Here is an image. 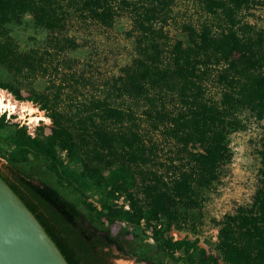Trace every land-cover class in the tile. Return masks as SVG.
Wrapping results in <instances>:
<instances>
[{
    "label": "trees",
    "instance_id": "obj_1",
    "mask_svg": "<svg viewBox=\"0 0 264 264\" xmlns=\"http://www.w3.org/2000/svg\"><path fill=\"white\" fill-rule=\"evenodd\" d=\"M188 1L208 18L182 24L183 42L166 30L174 0H0V66L14 76L47 79L43 92L31 90L27 98L8 83L0 89L32 102L51 121L47 135L15 125L6 138L15 154L0 166V178L67 264L134 257L130 246H142L140 237L117 236L115 229L142 222L155 243L154 251L144 250L145 264L176 253L185 264H264V179L250 208L221 220L216 256L196 240L167 236L184 228L230 162L228 137L245 128L239 114L264 121V30L239 17L264 0ZM26 13L48 37L43 48L20 52L7 24ZM120 16L131 22L132 62L102 82L100 95L70 106L63 82L55 81H84L65 56L79 47L69 30L76 22L110 28ZM6 127L1 115L0 130ZM157 132L179 145V165L171 159L158 169L154 143L145 141ZM36 166H47L55 180L34 178ZM83 182L103 190L100 210L78 197Z\"/></svg>",
    "mask_w": 264,
    "mask_h": 264
},
{
    "label": "rangeland",
    "instance_id": "obj_2",
    "mask_svg": "<svg viewBox=\"0 0 264 264\" xmlns=\"http://www.w3.org/2000/svg\"><path fill=\"white\" fill-rule=\"evenodd\" d=\"M240 22L253 26L255 30H264V6H256L239 13ZM208 18L200 6L188 0H174L171 19L166 27L169 36L174 40H183L184 34L180 32L182 24L190 23L198 26ZM214 24L219 23L213 20ZM10 36L13 38L20 52L30 49L43 48L47 41L48 31L34 23L28 13L18 20L7 24ZM79 43V47L67 51L65 56L74 60V70L84 77L78 84L70 76L55 79L64 84V98L70 106L79 105L80 102L100 95V85L106 79L119 75L120 69L130 64L135 56V43L131 33V22L128 17H117L110 28H104L93 24L76 22L69 30ZM0 83H8L20 90L23 98H27L31 90L40 93L46 89L47 79L37 77L26 79L14 76L0 66ZM75 89V90H74ZM1 90V89H0ZM6 98L16 103L17 109L11 115L4 111L7 127L0 130V166L9 156L15 154V148L6 142V138L14 131L15 125L26 126L28 133L47 135L50 133L51 121L43 111L30 101L16 100L10 93L4 90ZM8 93V94H7ZM211 93V92H210ZM66 96V97H65ZM72 99V100H71ZM35 109L31 119L24 113V119L19 118L21 109ZM245 124L242 130L233 132L228 137V145L231 152L230 162L222 167L218 181L204 193V201L201 207L194 211L188 223L182 230L171 229L167 236L175 240L185 239L204 249L206 253L216 256L215 244L217 232L221 220L226 215L233 214L238 208H250L253 197L264 179V121H259L248 115L247 112L239 114ZM150 139V140H149ZM147 145L154 143L156 164H161L159 170H164V163L173 159L174 164L179 165L181 157L178 154L179 145L170 141L160 133L147 134ZM69 167L78 172L80 166L70 163ZM155 168V167H153ZM156 169V168H155ZM173 170V169H172ZM171 170V171H172ZM37 180L54 181L55 176L47 166H36L32 170ZM78 197L90 202L97 210L105 200L104 192L95 186L82 183ZM119 203L121 202L118 201ZM115 231L117 236L126 237V233L137 235L142 241V246L132 245L130 249L136 253L132 258H116L111 264H145L146 251H154L155 243L151 239V231L145 223L134 227L120 223ZM144 246V247H143ZM158 264H185L183 255L176 253L173 260L160 259Z\"/></svg>",
    "mask_w": 264,
    "mask_h": 264
},
{
    "label": "water",
    "instance_id": "obj_3",
    "mask_svg": "<svg viewBox=\"0 0 264 264\" xmlns=\"http://www.w3.org/2000/svg\"><path fill=\"white\" fill-rule=\"evenodd\" d=\"M0 264H67L36 219L1 178Z\"/></svg>",
    "mask_w": 264,
    "mask_h": 264
},
{
    "label": "clouds",
    "instance_id": "obj_4",
    "mask_svg": "<svg viewBox=\"0 0 264 264\" xmlns=\"http://www.w3.org/2000/svg\"><path fill=\"white\" fill-rule=\"evenodd\" d=\"M9 102L5 103V95H4V90H0V114H2L4 111H7L9 115H11L13 112H15V105L11 102V97L9 95L8 97ZM35 111V109H28V108H23L21 109V113L19 118L21 120L24 119V113H27L29 116V122H31V119H42L43 117H32V112Z\"/></svg>",
    "mask_w": 264,
    "mask_h": 264
},
{
    "label": "bare ground",
    "instance_id": "obj_5",
    "mask_svg": "<svg viewBox=\"0 0 264 264\" xmlns=\"http://www.w3.org/2000/svg\"><path fill=\"white\" fill-rule=\"evenodd\" d=\"M4 94H6L5 92H4ZM8 94V93H7ZM9 102V100H8V98H6V96H5V103H8ZM12 102V101H11ZM14 105H15V109H17V107H16V103L15 102H12ZM35 121L37 120V119H34Z\"/></svg>",
    "mask_w": 264,
    "mask_h": 264
}]
</instances>
